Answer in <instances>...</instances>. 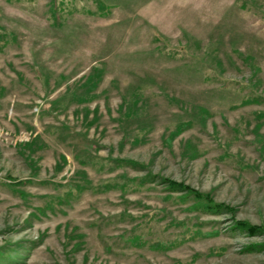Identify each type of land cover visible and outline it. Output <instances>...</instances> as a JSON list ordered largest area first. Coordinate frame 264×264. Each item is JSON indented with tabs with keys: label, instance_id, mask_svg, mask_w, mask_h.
<instances>
[{
	"label": "rangeland",
	"instance_id": "374dc122",
	"mask_svg": "<svg viewBox=\"0 0 264 264\" xmlns=\"http://www.w3.org/2000/svg\"><path fill=\"white\" fill-rule=\"evenodd\" d=\"M0 264H264V0H0Z\"/></svg>",
	"mask_w": 264,
	"mask_h": 264
},
{
	"label": "trees",
	"instance_id": "16d2710c",
	"mask_svg": "<svg viewBox=\"0 0 264 264\" xmlns=\"http://www.w3.org/2000/svg\"><path fill=\"white\" fill-rule=\"evenodd\" d=\"M165 183H167L170 187L172 188H176L182 191H186L188 193H190L191 195H194L197 199H202L205 200L206 202H208V204L210 205V208L212 210H223L224 208H227L225 205L223 204H215L208 195H204L192 188H190L189 186L184 185L183 183H178L172 180H165ZM240 226L242 227H249V230H260L259 228H254V227H250L248 224L243 223V222H239L238 223Z\"/></svg>",
	"mask_w": 264,
	"mask_h": 264
}]
</instances>
